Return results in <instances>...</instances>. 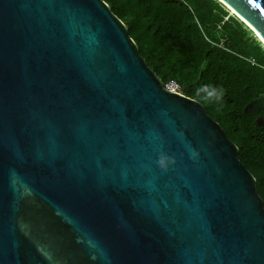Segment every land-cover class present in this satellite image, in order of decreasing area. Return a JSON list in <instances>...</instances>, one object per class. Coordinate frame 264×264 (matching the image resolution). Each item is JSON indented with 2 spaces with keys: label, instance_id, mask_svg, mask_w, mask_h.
<instances>
[{
  "label": "water",
  "instance_id": "water-1",
  "mask_svg": "<svg viewBox=\"0 0 264 264\" xmlns=\"http://www.w3.org/2000/svg\"><path fill=\"white\" fill-rule=\"evenodd\" d=\"M219 1L264 45V0ZM237 152L103 0H0V264H264Z\"/></svg>",
  "mask_w": 264,
  "mask_h": 264
},
{
  "label": "trees",
  "instance_id": "trees-1",
  "mask_svg": "<svg viewBox=\"0 0 264 264\" xmlns=\"http://www.w3.org/2000/svg\"><path fill=\"white\" fill-rule=\"evenodd\" d=\"M127 27L147 65L162 81L178 82L199 101L237 148L264 205V126L245 106L262 101L264 45L219 0H103ZM224 89L220 102L196 95L202 84Z\"/></svg>",
  "mask_w": 264,
  "mask_h": 264
},
{
  "label": "clouds",
  "instance_id": "clouds-1",
  "mask_svg": "<svg viewBox=\"0 0 264 264\" xmlns=\"http://www.w3.org/2000/svg\"><path fill=\"white\" fill-rule=\"evenodd\" d=\"M196 95L209 102H220L224 97V89L216 84H202L196 89Z\"/></svg>",
  "mask_w": 264,
  "mask_h": 264
},
{
  "label": "built area",
  "instance_id": "built-area-1",
  "mask_svg": "<svg viewBox=\"0 0 264 264\" xmlns=\"http://www.w3.org/2000/svg\"><path fill=\"white\" fill-rule=\"evenodd\" d=\"M164 88L168 91L182 94V88L175 80L168 81L166 84H164Z\"/></svg>",
  "mask_w": 264,
  "mask_h": 264
},
{
  "label": "flooded vegetation",
  "instance_id": "flooded-vegetation-1",
  "mask_svg": "<svg viewBox=\"0 0 264 264\" xmlns=\"http://www.w3.org/2000/svg\"><path fill=\"white\" fill-rule=\"evenodd\" d=\"M256 98H259V97L257 96V97H255L254 99H256ZM254 99H252L251 101H253ZM259 99H260V98H259ZM251 101H250V102H251ZM262 110H263V107H262L257 113H253V114H255V116H256V120H257L258 117H262V116H261V111H262Z\"/></svg>",
  "mask_w": 264,
  "mask_h": 264
},
{
  "label": "bare ground",
  "instance_id": "bare-ground-1",
  "mask_svg": "<svg viewBox=\"0 0 264 264\" xmlns=\"http://www.w3.org/2000/svg\"><path fill=\"white\" fill-rule=\"evenodd\" d=\"M231 11L234 12L232 9H231ZM251 28H252V27H251ZM252 29H253V28H252ZM259 36H260V35H259ZM259 38H260V40H262V39H261V36H260Z\"/></svg>",
  "mask_w": 264,
  "mask_h": 264
},
{
  "label": "rangeland",
  "instance_id": "rangeland-1",
  "mask_svg": "<svg viewBox=\"0 0 264 264\" xmlns=\"http://www.w3.org/2000/svg\"><path fill=\"white\" fill-rule=\"evenodd\" d=\"M231 12H232V11H231ZM231 12H230V13H231ZM257 40H258V39H257ZM262 63H264V61H263Z\"/></svg>",
  "mask_w": 264,
  "mask_h": 264
}]
</instances>
